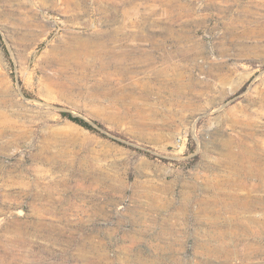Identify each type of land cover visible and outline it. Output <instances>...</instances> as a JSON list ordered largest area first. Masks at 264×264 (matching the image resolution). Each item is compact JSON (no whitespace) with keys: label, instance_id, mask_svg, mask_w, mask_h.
Segmentation results:
<instances>
[{"label":"rangeland","instance_id":"obj_1","mask_svg":"<svg viewBox=\"0 0 264 264\" xmlns=\"http://www.w3.org/2000/svg\"><path fill=\"white\" fill-rule=\"evenodd\" d=\"M0 264H264V0H0Z\"/></svg>","mask_w":264,"mask_h":264},{"label":"trees","instance_id":"obj_2","mask_svg":"<svg viewBox=\"0 0 264 264\" xmlns=\"http://www.w3.org/2000/svg\"><path fill=\"white\" fill-rule=\"evenodd\" d=\"M25 94H26L27 96H29L28 93H27L26 91H25ZM61 114H62L64 117L68 118L69 120H71V121H73V122H75V123L81 125L82 127L86 128V129H88V130H91V131H93V132L99 133V134H101V135L104 136V137H108L106 134L102 133L100 130H98L96 127H94L91 123L85 121L84 119H82V118H80V117H75V116H73L71 113H68V112H63V113H61ZM96 125L98 126V128H100V129H102V130H105V131L107 130V129H106L102 124H100V123H97V122H96ZM114 135L120 137V135H118V134H114ZM136 150L139 151L140 153H143V154H145V155H147V156H150V157L154 158V156H153L152 154L148 153V152H145V151H143V150H141V149H136Z\"/></svg>","mask_w":264,"mask_h":264}]
</instances>
